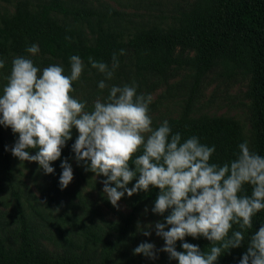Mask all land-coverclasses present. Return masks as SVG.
<instances>
[{
	"label": "clouds",
	"instance_id": "obj_1",
	"mask_svg": "<svg viewBox=\"0 0 264 264\" xmlns=\"http://www.w3.org/2000/svg\"><path fill=\"white\" fill-rule=\"evenodd\" d=\"M26 52L35 56L39 47L33 44ZM69 63L66 73L62 64L41 70L27 56L12 59L0 94V125L18 135L12 155L53 174L51 165L61 157L75 129L78 136L71 146L75 160L94 177L106 178L103 193L114 208L125 194L131 197L151 187L159 189L152 212L163 215L170 210L164 222L141 227L137 221L138 233L148 237L154 228L164 246L156 249L154 243L141 242L133 255L154 260L164 252L178 264H215L246 242L239 264H264V224L250 232L253 217L264 210V156L244 141L233 159L218 164L211 161L215 146L201 143L197 136L183 139L167 120L154 128L150 94H138L135 83L108 87L106 82L119 67L116 53L110 66L88 58L91 69L104 76L98 89L108 88L107 97L98 96L89 108L73 96V84L80 80L85 63L79 55H72ZM4 67L5 60L0 59V69ZM33 149L35 155H30ZM60 167L63 190L74 176L67 159ZM134 179L136 183L128 188ZM245 186L251 187L250 195ZM234 225L239 230H233ZM185 237H203L211 242L209 250L202 252ZM177 241L182 242V251L176 250Z\"/></svg>",
	"mask_w": 264,
	"mask_h": 264
},
{
	"label": "rangeland",
	"instance_id": "obj_2",
	"mask_svg": "<svg viewBox=\"0 0 264 264\" xmlns=\"http://www.w3.org/2000/svg\"><path fill=\"white\" fill-rule=\"evenodd\" d=\"M19 0H0V14L13 12ZM31 5L43 0H27ZM68 5L84 8L104 20V27L120 31L124 40L135 28L158 26L169 28L174 17L190 9L195 0H64ZM60 19V17H56ZM87 32V30H86ZM183 59L191 56V51H176ZM14 56L5 60L0 69V94L7 83ZM41 70L59 61L37 53L28 56ZM110 66V65H109ZM66 73L69 68L64 67ZM104 76L85 66L80 80L74 82L73 96L85 101L90 108L97 97L106 98L108 88L98 89V82ZM113 85H137L138 94L153 97L149 106L153 127L164 120L177 118L185 113L189 117L200 115L226 116L234 118L242 128L245 141L256 151V107L251 91V75L241 71L228 73L221 65L209 69L197 85L193 72L185 66L171 67L163 75L136 73L130 51L125 50L119 67L112 80ZM75 129H73L74 131ZM0 132L6 146L11 167V177L7 181L1 171L0 162V243L4 248H16L19 244L21 219L27 224L35 254L45 260L68 258L79 264H174L167 253L158 252L157 259L143 255H133L141 242L154 243L156 249L164 246L155 229L151 235L137 232V221L141 227L163 220L145 204L133 211L134 195L126 194L114 208L103 193V176L94 174L70 163L73 180L63 190L59 179L62 170L54 168L53 174H45L35 162H20L11 153L18 135L10 128L0 125ZM114 186V185H112ZM58 209V211H57ZM147 209V212L145 211ZM129 218L125 228V219ZM99 222V223H98ZM89 226L96 231L102 243H83L81 228ZM125 231L122 232V230Z\"/></svg>",
	"mask_w": 264,
	"mask_h": 264
},
{
	"label": "trees",
	"instance_id": "obj_3",
	"mask_svg": "<svg viewBox=\"0 0 264 264\" xmlns=\"http://www.w3.org/2000/svg\"><path fill=\"white\" fill-rule=\"evenodd\" d=\"M94 15L84 8L68 5L64 0H43L35 5L19 0L12 13L0 14V59L28 57L26 48L36 44L40 55L55 59L67 68L72 55H79L87 68L95 70L88 65L89 57L111 65L113 53L120 61L123 57L119 55L120 50L124 53L128 50L136 73L141 75H163L171 67L185 66L193 72L194 84L197 85L217 64L228 73L241 71L250 74L257 119L256 152L264 156V0H195L188 11L174 17L171 27L135 28L125 40L122 32L104 27V20L99 15L92 20ZM184 50L191 51L192 55L181 59L176 51ZM167 121L172 131L181 133L183 139L197 136L201 143L215 146L211 161L218 164L233 159L238 145L245 141L241 125L231 117H189L183 113ZM77 136L74 130L72 140L62 149L61 157L52 163L56 169L62 170L60 164L65 159L69 164L73 162L86 167L83 162L77 163L72 152L71 146ZM29 151L30 155H35L36 150ZM0 162L1 171L9 181L11 167L1 132ZM135 183L134 179L127 187L131 188ZM245 188L250 195L251 187ZM158 194L159 189L151 187L148 192L134 194L133 211L145 204L153 208ZM169 213L170 210L156 215L164 222ZM129 218L125 219V228ZM261 224H264V210L253 217L250 232L257 231ZM20 225V240L16 248H4L0 243V264H79L68 258H38L23 218ZM81 230L84 244L103 242L93 228L84 226ZM233 230H239V226L234 225ZM185 241L198 245L202 252H207L211 244L203 237H185ZM181 243L176 242L177 251L183 250ZM245 251L246 242L219 257L215 264H239ZM174 264L178 261L174 260Z\"/></svg>",
	"mask_w": 264,
	"mask_h": 264
}]
</instances>
